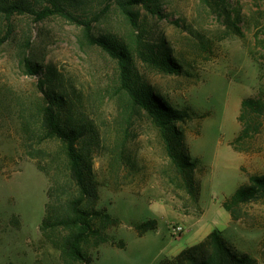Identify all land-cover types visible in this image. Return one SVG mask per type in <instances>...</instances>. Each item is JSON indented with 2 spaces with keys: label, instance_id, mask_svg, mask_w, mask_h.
<instances>
[{
  "label": "rangeland",
  "instance_id": "1",
  "mask_svg": "<svg viewBox=\"0 0 264 264\" xmlns=\"http://www.w3.org/2000/svg\"><path fill=\"white\" fill-rule=\"evenodd\" d=\"M30 1L38 11L48 5ZM154 1L163 17L133 6L139 14L135 25L118 0L66 5L90 21L93 34H110L126 44L143 82L172 105L195 113L177 125L185 134V154L197 160V201L179 187L150 118L122 90L117 61L80 42L82 26L57 14L43 19L0 14V35L10 33L0 46V264H63L39 231L47 178L21 147L22 122L35 120L40 103L39 76L29 73V65L62 73L102 140L91 161L98 206L118 216L120 224L109 229L114 245L91 248L93 264H159L215 228L264 264V198L240 204L237 219L222 207L250 175H264V116L247 120L260 126L236 144L242 151L230 145L241 129V100L264 92V0ZM137 35L171 52L180 72L147 66L136 54ZM46 147L60 149L54 143ZM147 219H156L157 228L139 237L134 225Z\"/></svg>",
  "mask_w": 264,
  "mask_h": 264
},
{
  "label": "trees",
  "instance_id": "2",
  "mask_svg": "<svg viewBox=\"0 0 264 264\" xmlns=\"http://www.w3.org/2000/svg\"><path fill=\"white\" fill-rule=\"evenodd\" d=\"M48 5L38 11L30 0H0V14H35L40 19L57 14L82 26V44L101 48L117 61L119 82L132 105L143 110L152 121L160 136L178 185L194 201H197L199 188L193 177L197 160L191 161L185 154V134L177 123L186 122L192 114L188 109L172 105L161 93L141 80L134 68L133 55L128 46L110 34H93L89 20L80 19L68 9L66 2L73 8L76 0H44ZM127 20L136 24L138 13L133 6H141L147 12L163 17L159 5L154 0H118ZM10 33L0 35V46L6 42ZM136 54L149 67L160 72L177 74L180 65L171 57L166 48L158 50L137 35L134 40ZM29 73L38 75L37 90L40 103L31 118L22 122L21 147L27 157L35 162L36 168L48 181L47 201L44 216L39 225L42 238L59 252L63 264H93L91 248L96 250L102 244L114 241L109 229L119 226V217L99 207V187L93 179L92 157L100 148V135L93 122L77 103L74 88L64 83L63 75L52 66L29 65ZM264 116V92L245 97L240 103L237 117L241 129L230 142L234 151L242 139L255 133L260 122L251 126L249 118ZM254 130V131H252ZM252 131V132H251ZM54 143L60 149L47 148ZM264 198V175H250L248 183L239 186L222 202V207L237 219L240 204ZM157 228L156 219H147L134 225L136 234L141 237ZM124 247V242L118 243ZM159 264H257V260L246 252H241L229 243L219 229H212L201 241L188 246L170 258L162 259Z\"/></svg>",
  "mask_w": 264,
  "mask_h": 264
},
{
  "label": "built area",
  "instance_id": "3",
  "mask_svg": "<svg viewBox=\"0 0 264 264\" xmlns=\"http://www.w3.org/2000/svg\"><path fill=\"white\" fill-rule=\"evenodd\" d=\"M182 231V228L180 226L175 227L174 232L179 233Z\"/></svg>",
  "mask_w": 264,
  "mask_h": 264
},
{
  "label": "crops",
  "instance_id": "4",
  "mask_svg": "<svg viewBox=\"0 0 264 264\" xmlns=\"http://www.w3.org/2000/svg\"><path fill=\"white\" fill-rule=\"evenodd\" d=\"M209 232H210V231H209ZM209 232H208V233H209ZM208 233H206V235H207ZM206 235H205V236H206ZM205 236H204V237H205Z\"/></svg>",
  "mask_w": 264,
  "mask_h": 264
}]
</instances>
